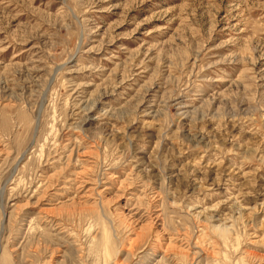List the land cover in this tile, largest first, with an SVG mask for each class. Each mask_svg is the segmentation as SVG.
<instances>
[{"label":"rangeland","instance_id":"374dc122","mask_svg":"<svg viewBox=\"0 0 264 264\" xmlns=\"http://www.w3.org/2000/svg\"><path fill=\"white\" fill-rule=\"evenodd\" d=\"M0 264H264V0H0Z\"/></svg>","mask_w":264,"mask_h":264}]
</instances>
